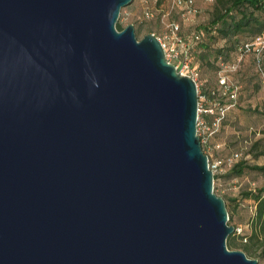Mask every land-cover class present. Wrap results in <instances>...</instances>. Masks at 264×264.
<instances>
[{"label": "water", "instance_id": "95a60500", "mask_svg": "<svg viewBox=\"0 0 264 264\" xmlns=\"http://www.w3.org/2000/svg\"><path fill=\"white\" fill-rule=\"evenodd\" d=\"M131 0H0V264H256L228 251L194 81Z\"/></svg>", "mask_w": 264, "mask_h": 264}, {"label": "rangeland", "instance_id": "374dc122", "mask_svg": "<svg viewBox=\"0 0 264 264\" xmlns=\"http://www.w3.org/2000/svg\"><path fill=\"white\" fill-rule=\"evenodd\" d=\"M213 1L191 0L189 6L176 7L172 5V0H162L159 4L155 0H131L129 5L119 10L115 26L118 24L124 28L132 25L137 41L150 32L148 34H153L157 41L166 44L163 36L167 33V27L175 24L182 44H187L189 52L193 53V36L197 34L198 27L207 22ZM145 12L151 13L152 18H146ZM222 45L216 44L217 47ZM262 61L261 73L264 77V55ZM191 69L195 73L193 81L199 110L197 118L212 132L202 144L203 153L210 164L221 162L212 173L217 177L212 190L217 197L225 200L226 210L231 213L230 221L226 224L235 228L236 233L235 248L228 247L226 242L225 246L228 251L241 252L240 245L245 243L242 238L250 235V222L254 214L253 202L242 199L241 194L261 187L264 175L245 172L240 177H228L231 167H228L227 159L236 154L237 158L232 165L238 161L249 166L264 164V79L257 72L251 57L238 52L216 74L209 68H203L200 72ZM220 77L224 80V87H220ZM228 87L233 88L232 95H228ZM202 91L214 93L211 105L210 100L203 98ZM202 110L207 114H203ZM203 115H207L208 120L203 119ZM216 121V127H213ZM260 239L259 244L252 247V258L245 256L256 261V264H264L259 255L263 238Z\"/></svg>", "mask_w": 264, "mask_h": 264}, {"label": "trees", "instance_id": "16d2710c", "mask_svg": "<svg viewBox=\"0 0 264 264\" xmlns=\"http://www.w3.org/2000/svg\"><path fill=\"white\" fill-rule=\"evenodd\" d=\"M155 1L159 4L162 0ZM146 15H151V13L145 12L144 16L146 17ZM208 15L207 22L200 25L197 34L194 35L196 36L195 50L193 53L189 52V66L198 72L203 68H209L216 74L238 52L241 55H249L257 72L258 69L261 70L264 55V0H214ZM115 29L120 31L123 28L117 24ZM258 37L262 39V45L258 47L251 46L245 52L243 45L251 44ZM217 43H223V45L217 47ZM227 91L228 95H232L233 88L229 89L228 87ZM202 94L203 98L206 97V99L210 100L211 105L214 93L212 91H202ZM202 113L207 114L206 111ZM202 118L208 120L207 115H203ZM200 146L202 152H204L202 144ZM207 161L210 164L209 160ZM245 172H256L264 175V164L261 166H249L243 161H238L231 166L227 176L236 178L242 176ZM216 180L217 177L212 175V184ZM241 197L242 199L250 200L254 204V214L250 222V235L247 238L239 237L245 242L240 245L241 252L246 257L252 258V247L259 244L258 241H261V237L263 241L259 255L264 260V184L259 188L242 193ZM222 200L226 210L225 200ZM229 202L234 201L229 200ZM226 213L227 221L229 222L231 213L229 214L227 210ZM233 229V233L225 241L230 248H235L234 236L236 233L235 228Z\"/></svg>", "mask_w": 264, "mask_h": 264}, {"label": "built area", "instance_id": "2783aa9c", "mask_svg": "<svg viewBox=\"0 0 264 264\" xmlns=\"http://www.w3.org/2000/svg\"><path fill=\"white\" fill-rule=\"evenodd\" d=\"M191 4V0H172L173 6H189ZM146 18H151V15H146ZM177 26L175 24H169L167 27V33L163 36V40L167 41L166 44H162L159 41V44L164 51V60L171 64L176 72H178L180 75L188 76L193 80V77H195L194 71L189 66L188 61V55H189V47L187 44H182V40L180 37H178L177 33ZM153 35V34H151ZM193 39L196 40V36H193ZM262 45V39L261 38H255L251 44L243 45V50L245 52L248 51L249 47L254 46L258 47ZM258 52V50H256ZM258 73L261 75V78L264 79L261 70L258 69ZM219 84L224 86V80L220 77ZM199 110L197 109V112ZM202 112H205L202 110ZM216 123H213L212 126L216 127ZM201 131V132H198ZM212 134L211 131H209V128L205 127L197 118L196 120V136L199 139L200 144H204L207 137H209ZM207 157V156H206ZM237 158L236 154L231 155L227 159L228 167H231L232 163L235 162ZM208 160V158H207ZM221 162L217 161L214 164H208V167L210 171L213 173L217 167V165H220ZM231 164V165H230Z\"/></svg>", "mask_w": 264, "mask_h": 264}]
</instances>
